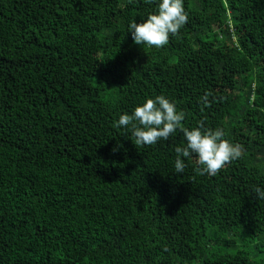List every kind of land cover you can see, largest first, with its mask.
I'll return each instance as SVG.
<instances>
[{
  "label": "trees",
  "instance_id": "trees-1",
  "mask_svg": "<svg viewBox=\"0 0 264 264\" xmlns=\"http://www.w3.org/2000/svg\"><path fill=\"white\" fill-rule=\"evenodd\" d=\"M183 8L156 48L125 28L153 0H0V264H264V0ZM156 95L241 156L135 146L113 124Z\"/></svg>",
  "mask_w": 264,
  "mask_h": 264
},
{
  "label": "clouds",
  "instance_id": "clouds-1",
  "mask_svg": "<svg viewBox=\"0 0 264 264\" xmlns=\"http://www.w3.org/2000/svg\"><path fill=\"white\" fill-rule=\"evenodd\" d=\"M186 22L183 0H153V10L146 12L140 23L129 20L125 28L134 44L159 48ZM183 120L184 113L173 102L156 95L145 98L130 112L121 113L113 127L129 133L135 146L153 145L179 131L183 142L173 148L172 166L176 173L184 171L185 161L191 157L195 171L214 176L229 161L241 156V145L224 138L221 129L186 127ZM254 191L259 198H264V190L256 187Z\"/></svg>",
  "mask_w": 264,
  "mask_h": 264
}]
</instances>
